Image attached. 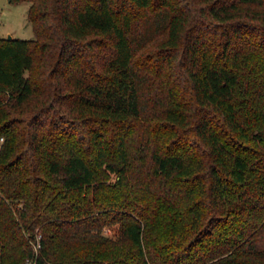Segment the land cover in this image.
<instances>
[{
	"label": "trees",
	"instance_id": "obj_1",
	"mask_svg": "<svg viewBox=\"0 0 264 264\" xmlns=\"http://www.w3.org/2000/svg\"><path fill=\"white\" fill-rule=\"evenodd\" d=\"M24 1L0 264H264V0Z\"/></svg>",
	"mask_w": 264,
	"mask_h": 264
},
{
	"label": "rangeland",
	"instance_id": "obj_2",
	"mask_svg": "<svg viewBox=\"0 0 264 264\" xmlns=\"http://www.w3.org/2000/svg\"><path fill=\"white\" fill-rule=\"evenodd\" d=\"M29 2L11 3L0 0V38L26 39L36 38L34 27L29 19ZM115 227H106L104 232L113 236Z\"/></svg>",
	"mask_w": 264,
	"mask_h": 264
},
{
	"label": "built area",
	"instance_id": "obj_3",
	"mask_svg": "<svg viewBox=\"0 0 264 264\" xmlns=\"http://www.w3.org/2000/svg\"><path fill=\"white\" fill-rule=\"evenodd\" d=\"M4 142H5V137L4 136H0V152L3 148V145H4ZM40 247V245L36 246V250Z\"/></svg>",
	"mask_w": 264,
	"mask_h": 264
},
{
	"label": "water",
	"instance_id": "obj_4",
	"mask_svg": "<svg viewBox=\"0 0 264 264\" xmlns=\"http://www.w3.org/2000/svg\"><path fill=\"white\" fill-rule=\"evenodd\" d=\"M10 39H11V37H10Z\"/></svg>",
	"mask_w": 264,
	"mask_h": 264
}]
</instances>
